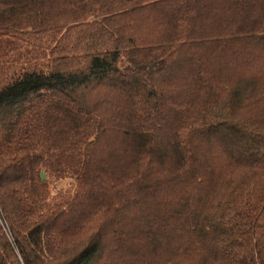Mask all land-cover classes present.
Instances as JSON below:
<instances>
[{"label": "trees", "instance_id": "obj_1", "mask_svg": "<svg viewBox=\"0 0 264 264\" xmlns=\"http://www.w3.org/2000/svg\"><path fill=\"white\" fill-rule=\"evenodd\" d=\"M0 264H264V0H0Z\"/></svg>", "mask_w": 264, "mask_h": 264}, {"label": "water", "instance_id": "obj_2", "mask_svg": "<svg viewBox=\"0 0 264 264\" xmlns=\"http://www.w3.org/2000/svg\"><path fill=\"white\" fill-rule=\"evenodd\" d=\"M42 179L45 180V176L44 175H42Z\"/></svg>", "mask_w": 264, "mask_h": 264}]
</instances>
